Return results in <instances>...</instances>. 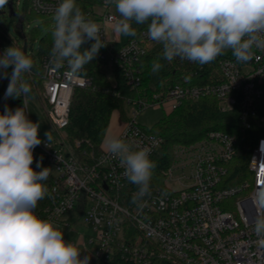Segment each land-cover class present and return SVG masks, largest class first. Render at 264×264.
<instances>
[{
  "label": "built area",
  "instance_id": "2783aa9c",
  "mask_svg": "<svg viewBox=\"0 0 264 264\" xmlns=\"http://www.w3.org/2000/svg\"><path fill=\"white\" fill-rule=\"evenodd\" d=\"M59 2L31 0L35 12L52 18ZM99 6L105 11L98 12ZM111 7L101 0L87 18L100 25L108 44L101 57L122 68L127 81L138 86L142 81L139 62L152 41L143 30L139 38L115 47L106 29L119 20L117 13L109 11ZM6 37L11 43L0 40V53L15 46L33 54V48L23 49L11 34ZM49 59L47 54L41 61L42 86H34L53 127L52 140L46 147V136H40L42 144L34 149L33 156L38 160L43 157L42 162L53 167L55 174L45 181L49 204L35 212L53 220L67 236L79 233L78 239L70 241L78 243L81 257L90 255V264H264V247L259 246L252 230L255 210L251 205V194L258 184H264V50L254 49L248 63L237 62L230 50L214 64L200 66H213L207 81H200L198 72L190 71L181 76L182 82L148 98L127 100L134 110L118 135L149 147L150 158L162 147L164 137L139 121L138 114L148 106L165 105L172 110L185 100L208 95L218 100L223 111L237 108L243 129L259 132L248 162L250 177L231 186L226 179L238 146L236 134L210 129L197 140L176 143L164 187L150 188L143 208L131 202L125 192L128 180L124 170L103 146L95 153L83 148L79 139L69 142L66 127L75 89L91 86L93 80L86 75L69 76L67 66L53 70ZM8 70L11 73V66ZM25 75L34 76V68ZM23 106L21 97L15 109ZM26 112L31 120L28 100ZM177 168L182 173L173 178ZM187 168L189 172L184 171ZM169 181L179 187L170 186ZM82 226L87 232L80 233Z\"/></svg>",
  "mask_w": 264,
  "mask_h": 264
},
{
  "label": "clouds",
  "instance_id": "9594fccd",
  "mask_svg": "<svg viewBox=\"0 0 264 264\" xmlns=\"http://www.w3.org/2000/svg\"><path fill=\"white\" fill-rule=\"evenodd\" d=\"M7 3L0 0V8ZM105 4L119 14L116 33L134 36L133 23L147 25V37L162 46V55L152 62V73L163 67L161 59L170 63L178 57L203 66L231 50L237 62L248 63L254 49L264 50V0H105ZM53 23L49 67L58 71L67 66L68 75L79 78L85 65L108 45L101 27L87 18L76 0H60ZM87 41L93 43L81 50ZM10 66L5 96L23 97L24 106L15 110L5 106L0 113V264H90V255L81 257L78 243L66 240L58 224L35 212L50 195L45 181L51 168H41L43 157L36 161L40 171L32 167L33 151L42 144L40 123L30 120L26 112L31 86L25 74L33 70L34 62L23 50L10 46L0 53V78L9 77ZM45 136V146L50 147V131ZM102 146L118 160L123 176L136 185L131 202L143 208L156 167L151 149L111 131L105 133ZM251 205L252 230L264 247V184L251 194Z\"/></svg>",
  "mask_w": 264,
  "mask_h": 264
},
{
  "label": "trees",
  "instance_id": "16d2710c",
  "mask_svg": "<svg viewBox=\"0 0 264 264\" xmlns=\"http://www.w3.org/2000/svg\"><path fill=\"white\" fill-rule=\"evenodd\" d=\"M100 2L101 0H76L77 5L86 16L89 10ZM6 13L10 15L11 21L16 22V29L22 33L21 38L15 37L18 45L23 49L28 47L34 50V43H38L37 51H33V54L26 53L31 56L34 62V76L25 75L31 86V92H34L36 89L34 85L39 87L43 82L42 58L50 53L53 46L51 30L54 26L50 27L51 24L53 25V18L35 12L31 0H24L21 8L17 0H8V3L0 9V40L5 41L8 45L11 42L6 37V34H10ZM133 28L136 30V34L129 39L139 38L140 33L147 30V25L133 23ZM91 43L93 41H87L81 46V50L89 48ZM102 53L103 48L91 63L85 65L84 75L93 80L92 85L75 89L69 109L70 122L66 127L69 142L74 143L79 139L83 148L95 153L102 150V139L108 130L113 112L119 109L123 117L127 118L124 113L125 106L129 105L128 99L148 98L154 92L165 90L176 82H182L181 76L188 75L190 71H197L199 80L207 81L208 75L213 69V66L201 69L200 65L177 57L170 63L161 59L163 67L158 73H152V62L162 55V46L150 42L146 53L139 62V67L142 69L141 84L133 87L118 65H110L109 72L107 66L109 61L101 57ZM212 63L214 64L215 61ZM8 84L0 85V102L9 109L15 110L19 98L13 99L5 96ZM5 106L0 107V113L4 112ZM210 129H220L238 136V146H236V153L230 163L226 179L227 185H236L249 178L248 162L259 132L243 129L237 108L223 111L218 100L207 95L197 100H185L177 108L168 110L148 129L150 132L164 137V144L150 158L156 165L150 181V188L164 187L165 171L174 161V145L176 143L197 140ZM136 190V185L127 181L125 192L128 193L129 198H132ZM48 204L49 199L46 196L38 203L36 209L40 210Z\"/></svg>",
  "mask_w": 264,
  "mask_h": 264
},
{
  "label": "rangeland",
  "instance_id": "374dc122",
  "mask_svg": "<svg viewBox=\"0 0 264 264\" xmlns=\"http://www.w3.org/2000/svg\"><path fill=\"white\" fill-rule=\"evenodd\" d=\"M19 2V6L20 8L22 7L23 5V2L24 0H17ZM1 9V8H0ZM97 10L98 12H103L105 11L104 7L102 6H99L97 7ZM109 11L111 12H114L116 13L115 11V8L114 7H111L109 9ZM118 14V13H117ZM119 15V14H118ZM6 18H7V24H8V27H9V32L10 34L15 38V37H19L21 38L22 37V33L18 31V29H16V22H13L11 21V17L8 13H6ZM53 26L52 24L50 25V27ZM113 35L111 36L112 38V43L113 45L115 46H121V44L128 38L127 36H122L120 35L119 33H116L115 30L112 31ZM120 37V40L119 41H114L113 37ZM38 49V43L35 42L34 43V52L37 51ZM230 50H226L224 53H228ZM112 63L109 61L108 63V70L110 72V69H111V66ZM2 71V70H0ZM9 72V71H8ZM9 80H10V73H9V77L8 78H0V85L1 86H4L6 85L7 83H9ZM5 104H2L0 102V107H4ZM28 106H29V113H30V117H31V120L33 122H39L40 123V131H39V136H43L45 135L46 132L48 131H51L53 129L52 125L50 124V121H49V118L48 116L46 115V113L44 112V109H43V104H42V97H40V92H39V89H35L34 92H31L29 94V98H28ZM134 110V107L132 105H126L125 106V115L127 117L131 116L132 115V111ZM168 111V108L167 106L165 105H153V106H148L147 108H145L143 111H141L139 114H138V119L139 121L144 125V126H147V127H150L152 126L156 121H158L161 117L164 116V114ZM121 115V111L119 109L115 110L112 114V117H111V120H110V123H109V127H108V130L107 132L113 130L114 126L116 124H119L120 127H119V130L118 131H121L124 127V124H120L121 122L124 123V118L123 117H120ZM121 120V121H120ZM117 131V133H118ZM115 133V132H114ZM116 133V134H117ZM36 161H38V159H34L33 161V164H32V167L34 170L36 171H40L41 168L43 167H48V168H51V172L50 174H55V171H54V168L51 167V166H47L45 165L43 162H42V165H41V168H36ZM186 172H189L190 169L187 168L186 170H184ZM182 173V170L180 169H175L174 170V173H173V178H177L178 176H180ZM170 183V186L174 187V188H177L179 187V185L173 181H169ZM234 210V209H232ZM72 215V214H71ZM82 232H87V229L82 226L81 229H80V233ZM65 236V239L67 238V240H71L72 239H78L79 237V233H69L68 236L66 234H64Z\"/></svg>",
  "mask_w": 264,
  "mask_h": 264
},
{
  "label": "crops",
  "instance_id": "0c3cea01",
  "mask_svg": "<svg viewBox=\"0 0 264 264\" xmlns=\"http://www.w3.org/2000/svg\"><path fill=\"white\" fill-rule=\"evenodd\" d=\"M107 32H108V34H109V36H112L113 35V33H112V31L113 30H115V27L114 26H107ZM128 38L123 42V43H125L131 36H127ZM114 39V41H119L120 40V37H113ZM122 43V44H123ZM121 44V45H122ZM115 47H119V46H115ZM121 47V46H120ZM120 117H123V115L121 114L120 115ZM124 119H126L125 117H123ZM121 121V120H120ZM120 124H123V122H121ZM119 127H120V125L119 124H116L115 126H114V128H113V130H112V132H115V133H117V131L119 130ZM120 133V131H118V133H117V135Z\"/></svg>",
  "mask_w": 264,
  "mask_h": 264
}]
</instances>
